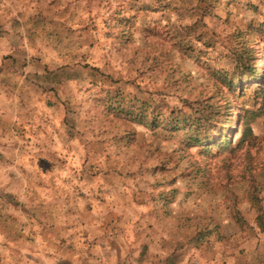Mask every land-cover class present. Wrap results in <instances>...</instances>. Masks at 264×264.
Segmentation results:
<instances>
[{"label":"rangeland","instance_id":"rangeland-1","mask_svg":"<svg viewBox=\"0 0 264 264\" xmlns=\"http://www.w3.org/2000/svg\"><path fill=\"white\" fill-rule=\"evenodd\" d=\"M79 25L0 56V264H264V0Z\"/></svg>","mask_w":264,"mask_h":264},{"label":"crops","instance_id":"crops-1","mask_svg":"<svg viewBox=\"0 0 264 264\" xmlns=\"http://www.w3.org/2000/svg\"><path fill=\"white\" fill-rule=\"evenodd\" d=\"M83 16L84 0H0V56L6 50L13 51L17 47L31 46L35 40L54 41L53 44L56 45L58 41L66 42V32H77ZM36 203L34 201L31 205L34 237L46 234L42 227L36 231V209L39 206ZM94 234L91 232L88 238H96ZM67 236L70 238L69 245L72 241L81 239L78 232L66 234L65 237ZM44 244L41 247H45ZM76 244L78 243L72 247H77ZM64 248L69 249L67 244Z\"/></svg>","mask_w":264,"mask_h":264},{"label":"trees","instance_id":"trees-1","mask_svg":"<svg viewBox=\"0 0 264 264\" xmlns=\"http://www.w3.org/2000/svg\"><path fill=\"white\" fill-rule=\"evenodd\" d=\"M200 119V118H199ZM200 121V120H199Z\"/></svg>","mask_w":264,"mask_h":264}]
</instances>
